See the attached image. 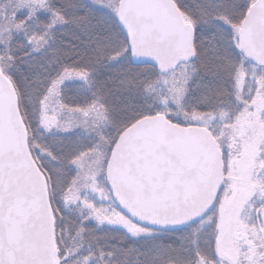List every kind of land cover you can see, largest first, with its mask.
Returning a JSON list of instances; mask_svg holds the SVG:
<instances>
[{"label": "snow or ice", "instance_id": "snow-or-ice-1", "mask_svg": "<svg viewBox=\"0 0 264 264\" xmlns=\"http://www.w3.org/2000/svg\"><path fill=\"white\" fill-rule=\"evenodd\" d=\"M0 264H264V0H0Z\"/></svg>", "mask_w": 264, "mask_h": 264}]
</instances>
